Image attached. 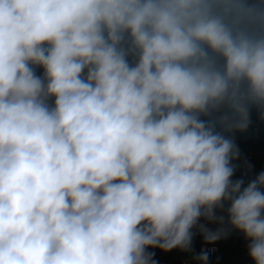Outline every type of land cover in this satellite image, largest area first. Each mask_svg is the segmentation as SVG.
Masks as SVG:
<instances>
[{
    "label": "clouds",
    "instance_id": "9594fccd",
    "mask_svg": "<svg viewBox=\"0 0 264 264\" xmlns=\"http://www.w3.org/2000/svg\"><path fill=\"white\" fill-rule=\"evenodd\" d=\"M253 110L264 0H0V264H154L201 219L264 264Z\"/></svg>",
    "mask_w": 264,
    "mask_h": 264
},
{
    "label": "built area",
    "instance_id": "2783aa9c",
    "mask_svg": "<svg viewBox=\"0 0 264 264\" xmlns=\"http://www.w3.org/2000/svg\"><path fill=\"white\" fill-rule=\"evenodd\" d=\"M235 143L239 149L242 148L239 158L234 161L237 166L234 179L243 176L246 180L254 177L257 173L264 171L257 159V152L255 147L264 149V121L259 118L258 112H252L251 124L244 132H236ZM251 166L249 169L248 166ZM217 215H225L218 212ZM199 225H203L210 231H216L221 225L217 223H210L201 219L197 228L193 229V240L189 250H182L180 248L165 251L160 248H150L148 251L152 253V261L154 264H200L196 259L202 252H207V264H252L248 256L247 244L242 233L235 230L227 229L226 234L222 235L220 239L215 242H206L203 234L199 230ZM233 240L238 242V248L235 251L229 252L226 256L222 255V244L224 240Z\"/></svg>",
    "mask_w": 264,
    "mask_h": 264
},
{
    "label": "crops",
    "instance_id": "0c3cea01",
    "mask_svg": "<svg viewBox=\"0 0 264 264\" xmlns=\"http://www.w3.org/2000/svg\"><path fill=\"white\" fill-rule=\"evenodd\" d=\"M254 112H257L256 110H253ZM260 162V161H259ZM262 167H264V161L260 163ZM238 248V242L232 241V242H223L222 244V255L226 256L229 252L235 251Z\"/></svg>",
    "mask_w": 264,
    "mask_h": 264
},
{
    "label": "rangeland",
    "instance_id": "374dc122",
    "mask_svg": "<svg viewBox=\"0 0 264 264\" xmlns=\"http://www.w3.org/2000/svg\"><path fill=\"white\" fill-rule=\"evenodd\" d=\"M256 148V152H257V156H258V160L260 161V163H262L263 161H264V149H262V148H259V147H255ZM239 151L242 153V148L241 149H239ZM225 242H232L233 240H230V239H228V240H224ZM223 241V242H224ZM253 264V263H252Z\"/></svg>",
    "mask_w": 264,
    "mask_h": 264
}]
</instances>
